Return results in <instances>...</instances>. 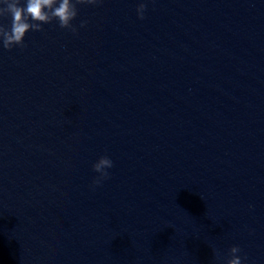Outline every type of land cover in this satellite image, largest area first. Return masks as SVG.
Returning a JSON list of instances; mask_svg holds the SVG:
<instances>
[{"label":"clouds","instance_id":"1","mask_svg":"<svg viewBox=\"0 0 264 264\" xmlns=\"http://www.w3.org/2000/svg\"><path fill=\"white\" fill-rule=\"evenodd\" d=\"M102 0H0V46L11 50L15 46L25 47V36L29 31L41 32L42 25L57 21L59 27L77 32L72 21L78 15L77 5H98ZM147 10L146 0H139L136 8L137 18L143 20ZM10 18V24L5 25L3 20ZM87 21H81L80 27H85ZM113 167V161L107 156H101L92 165L94 172L98 173L93 181L99 185L102 180L109 177L107 169ZM241 249L232 246L228 250V258H222L216 254L220 264H243L239 255ZM246 259V257H245Z\"/></svg>","mask_w":264,"mask_h":264}]
</instances>
